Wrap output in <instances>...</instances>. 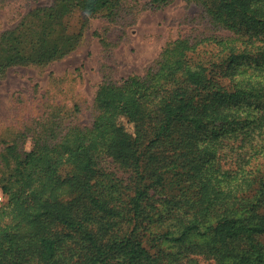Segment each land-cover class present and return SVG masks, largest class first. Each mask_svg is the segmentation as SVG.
Instances as JSON below:
<instances>
[{
	"label": "trees",
	"instance_id": "obj_1",
	"mask_svg": "<svg viewBox=\"0 0 264 264\" xmlns=\"http://www.w3.org/2000/svg\"><path fill=\"white\" fill-rule=\"evenodd\" d=\"M190 1L228 34L181 37L145 75L103 81L91 128L43 126L23 154L5 142L0 264H264V0ZM74 8L36 11L28 54L4 34L0 70L74 49Z\"/></svg>",
	"mask_w": 264,
	"mask_h": 264
},
{
	"label": "rangeland",
	"instance_id": "obj_2",
	"mask_svg": "<svg viewBox=\"0 0 264 264\" xmlns=\"http://www.w3.org/2000/svg\"><path fill=\"white\" fill-rule=\"evenodd\" d=\"M60 1L1 0L0 38L14 33L25 53H30L40 34L35 12ZM74 1V10L63 18L67 32L78 36L74 49L48 63L15 64L0 70V154L5 142L16 143L21 154L29 151L33 130L43 126L58 132L73 126L91 128L100 84L145 75L173 41L228 34L213 27L203 6L195 1L169 0L155 9L151 0H121V11L113 15L110 10L90 14L78 5L83 0ZM108 168L117 170L113 164ZM2 202L5 196L0 191ZM190 259L212 264L201 255ZM190 259L184 264H193Z\"/></svg>",
	"mask_w": 264,
	"mask_h": 264
}]
</instances>
